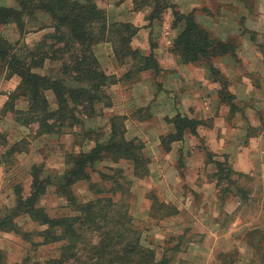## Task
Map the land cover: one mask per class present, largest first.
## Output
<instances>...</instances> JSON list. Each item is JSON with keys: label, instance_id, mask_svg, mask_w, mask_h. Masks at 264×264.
<instances>
[{"label": "crops", "instance_id": "crops-1", "mask_svg": "<svg viewBox=\"0 0 264 264\" xmlns=\"http://www.w3.org/2000/svg\"><path fill=\"white\" fill-rule=\"evenodd\" d=\"M110 1L111 22L137 28L130 48L143 56L152 54L158 71L144 70L128 79L127 64L116 61L109 43L93 46L101 70L115 76L116 83L105 88L110 106H101L96 116L85 119L82 129L89 132L103 127L106 137L111 119H123L124 138L142 141L143 155L149 161L147 176L136 180L140 186L155 190L160 203L175 208L176 218L201 214L203 242L228 243L224 249L217 247L216 252H239V245L258 250L254 244L241 242L236 220L229 224L219 221L223 211L234 216L246 204L239 199L223 202L217 190V164L229 167L238 177H253L264 183V130H260L264 121V0H171L181 14L193 15L212 37L233 45V54L211 59L225 82V99L221 84L210 75L206 64H185L171 53L183 24L171 26L170 10L162 20L150 22L149 8L133 11L131 0ZM40 33L43 31L32 35ZM18 83V77L7 78L6 71H0L2 109ZM47 99L54 110L53 95ZM177 115L199 125L195 134L186 129L181 140L164 150L162 138L174 132L171 121ZM245 226L247 234L256 229L260 230L256 233L264 231L249 223Z\"/></svg>", "mask_w": 264, "mask_h": 264}, {"label": "trees", "instance_id": "trees-1", "mask_svg": "<svg viewBox=\"0 0 264 264\" xmlns=\"http://www.w3.org/2000/svg\"><path fill=\"white\" fill-rule=\"evenodd\" d=\"M97 1L17 0L16 8L0 6V27L14 23L22 35L24 29L28 28L24 19L36 18L37 14H41L49 20L52 29L49 35L32 47L25 43H10L0 33V65L6 71L7 78H19L18 85L3 109L18 116L20 113L15 112L12 102L25 99L27 118L22 121V125L36 124L39 136L70 133L75 128H82L85 119L98 114L95 111L98 104L110 106L111 101L105 88L116 83V78L107 76L101 70L93 55V46L109 43L119 64H127L124 59H128L130 70L125 75L128 79H134L144 70L158 71L152 54L143 56L130 48L131 38L137 28L130 24L109 22L105 12L97 6ZM131 3L133 11L149 8L147 20L150 22L162 20L163 15L171 11V26L183 24L181 32L173 40L171 53L185 64H206L210 75L221 84V97L225 99V82L212 67L211 59L227 53L233 54V45L212 37L195 22L193 15L181 14L171 0H131ZM45 62H49L52 69L47 74L36 72L44 68ZM53 64L58 66L54 67ZM47 92L54 97V110L49 108ZM171 123L174 132L162 138L164 150H168L171 142L181 140L186 129L195 134L199 125L197 121L178 115ZM124 133L123 119L114 117L107 137L103 138L104 134L98 135V138L92 140L94 146L89 151L67 156V169L58 180L57 192L66 198L68 204H76L70 193L71 186L82 180L89 182V171L96 163L106 159L113 163L126 162L131 166L133 177L137 179L147 175L149 161L143 155L144 146L138 139L126 140ZM8 152H16L14 145ZM217 167L221 177L227 166L218 163ZM114 172L123 182L122 185L114 176L101 175V179L111 181L115 190L123 188V184L128 185L123 170L116 169ZM38 173L34 167L28 197H22L20 189L15 188V204L0 217V230L17 231L13 218L26 215L39 225L46 226L42 235L50 239L48 242L66 238L68 244L63 252L61 250L59 259L53 262L55 264L67 263L69 260L72 264L164 262L163 257L158 263L155 252L141 244L139 233L132 228L128 207L122 205L120 210L114 211L121 203L114 202L111 197H99L75 207L79 213L77 217L50 219L35 205L45 194L47 186ZM120 221L122 224L118 225ZM85 234L88 239L84 241ZM123 235H126L125 238Z\"/></svg>", "mask_w": 264, "mask_h": 264}, {"label": "rangeland", "instance_id": "rangeland-1", "mask_svg": "<svg viewBox=\"0 0 264 264\" xmlns=\"http://www.w3.org/2000/svg\"><path fill=\"white\" fill-rule=\"evenodd\" d=\"M0 6L16 8L17 0H0ZM97 6L105 12L106 17H109L107 20L111 22L113 19L108 9H112L113 3L110 0H98ZM24 21L28 23V28L24 29L22 35L14 23L1 26V35L10 43H25L32 47L52 32L49 20L44 15L37 14L36 18H25ZM39 31L43 33L38 36L32 35ZM25 38H28L27 41L24 40ZM124 62L127 63L129 71L130 61L124 59ZM53 66L58 65L53 64ZM43 67L36 72L47 74L52 69L49 62H45ZM3 70L0 65V71ZM6 89H10L9 85ZM0 94H4V91L0 90ZM50 95V92L46 93L47 98ZM12 105L16 108L15 112H19L20 115L4 111L0 101V217L7 209L14 206L15 188L20 189L22 197L29 196L31 173L35 167L39 171V178L47 184L45 194L35 205L50 219L77 217L79 213L75 207L99 197H111L114 202L121 203L113 209L114 211L120 210L122 205L128 207L132 228L139 233L141 244L155 252L158 263L164 257V262L161 264H264V231L256 233L260 231L256 229L255 233L245 232V225L248 223L252 227H261L264 230L263 182L253 177H238L229 167L224 168L225 171L219 177L217 187L219 196L223 202L239 199L246 205L234 216L223 211L218 216L219 221L229 224L231 220H236L235 222L238 223L236 226L240 227L238 234L241 242L247 245L254 244L258 250L253 252L250 248L239 245L242 249L239 252L232 250L218 253L216 248L224 249L228 243L203 242L201 214L187 213L183 217L180 215L176 218L175 208L160 203V197H157L156 191L152 188L140 186L136 182L137 178L132 175L131 166L123 161L113 163L106 159L96 163L89 171V182L82 180L71 186L70 193L76 204L74 206L68 204L66 198L57 192L58 180L67 169V156L89 151L94 146L92 140L107 132L102 131L103 127H99L98 131L89 132L78 127L70 133L39 136L36 124L22 125V121L27 118L26 100L18 99L13 101ZM100 109L101 104H98L95 107L96 113H99ZM260 130H264V121ZM139 142L144 146L142 141ZM13 145L16 152H8ZM116 169L123 170L124 179L128 184H123L120 190H115L111 181L101 179V175L114 176L119 185H122L123 182L114 172ZM112 191L116 192L112 193ZM13 223L17 231L0 230V264H55L53 262L59 259L61 250L63 252L68 244L66 238L57 242H48L50 239L42 235L46 226L39 225L26 215L14 217ZM120 224L122 221L118 223ZM86 239L88 238L85 234L84 241ZM72 263L69 260L63 264Z\"/></svg>", "mask_w": 264, "mask_h": 264}]
</instances>
